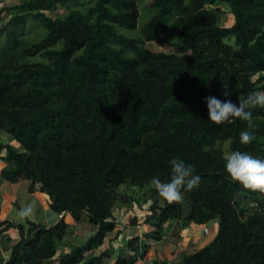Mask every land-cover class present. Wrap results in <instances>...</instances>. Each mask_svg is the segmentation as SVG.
Here are the masks:
<instances>
[{"label": "trees", "instance_id": "16d2710c", "mask_svg": "<svg viewBox=\"0 0 264 264\" xmlns=\"http://www.w3.org/2000/svg\"><path fill=\"white\" fill-rule=\"evenodd\" d=\"M70 4L65 14H47ZM223 4L234 15L230 27L218 24ZM149 8L136 38L118 29H138V0H24L0 9L9 17L18 12L0 28V39L7 37L0 49V132L21 146L16 151L0 139V152L7 150L1 179L39 184L53 212L77 223L87 216L96 228L56 264H107L110 250L93 251L115 231L114 209L134 202L119 189L147 188L157 176L168 181L169 161L178 156L201 182L179 203L160 204L149 189L145 224L152 231L144 238L160 243L170 221L218 219L216 238L181 264H264V193L232 180L221 147L230 141L231 151L264 159V108L250 109L252 127L238 118L217 125L205 100H225V85L234 103L264 91V0H153ZM30 20L44 29L40 41L27 43L16 32ZM169 35L177 37L169 52L146 47ZM232 38L235 46L225 42ZM242 131L254 135L250 144H241ZM12 228L19 241L0 264H45L69 225L64 218L51 227L0 222V241ZM145 251L133 238L114 264H137Z\"/></svg>", "mask_w": 264, "mask_h": 264}, {"label": "crops", "instance_id": "0c3cea01", "mask_svg": "<svg viewBox=\"0 0 264 264\" xmlns=\"http://www.w3.org/2000/svg\"><path fill=\"white\" fill-rule=\"evenodd\" d=\"M3 134V138L7 141L6 144L16 151H21L19 143L5 133ZM6 155V149L0 152V174L7 166V163L2 159ZM152 202L153 198L146 197L142 201H134L131 204L122 205L119 208L116 207L114 209V218L117 222V227L114 232L108 234L103 246L93 251V254L98 256L102 252L110 250V256L106 259V263L114 264L117 257L125 250L128 242L133 238H140L143 249L146 251L137 264H155L157 262L181 264L187 255L205 247L216 238L219 230L218 219L205 225L191 224L189 226H184L177 221H170L164 227L165 236L163 241L156 244L152 239H145L144 236L152 231L151 227L145 224ZM28 203H35L38 213L34 214L31 219H21L17 213L22 206ZM62 218L68 223V233L70 234L68 236L67 233L65 239L60 243L56 256L52 260L46 261L45 264L47 262L56 264L59 259H56L58 255L69 254L78 247L73 244L74 239L81 237L84 240L86 238L84 234L90 235L91 230L92 233H96V228L90 224L87 216H83L81 221L77 223L70 214L59 215L53 212L50 207L49 196L42 191L39 184L34 185L30 181L9 183L2 180L0 176V222H10L16 225H27L28 222H34L51 227L56 225ZM134 220L137 221L136 225H131ZM80 226H82L81 229ZM11 230L17 233L13 245H10L11 238L9 234ZM18 241L19 232L16 228H12L5 233L0 241V262L9 259L11 249Z\"/></svg>", "mask_w": 264, "mask_h": 264}, {"label": "clouds", "instance_id": "9594fccd", "mask_svg": "<svg viewBox=\"0 0 264 264\" xmlns=\"http://www.w3.org/2000/svg\"><path fill=\"white\" fill-rule=\"evenodd\" d=\"M223 95L225 100H220L214 96L205 98L209 120L217 125L229 121L231 118H238L248 121L252 127L253 113L250 109L256 106L264 108V91L250 92L246 98L239 97L238 103H234L230 97L232 95L228 86L225 85ZM254 135L248 131L240 134L241 144H250ZM225 167L232 180L243 185L244 188L254 192L264 193V159L256 158L252 154L241 151L225 153ZM171 165V176L168 181H162L158 176L151 179V184L155 187L159 196L169 203H179L183 200V192L191 191L201 182V177L195 174L192 165L187 164L183 159L172 157L169 161ZM35 203H28L18 211L21 219H31L35 214Z\"/></svg>", "mask_w": 264, "mask_h": 264}, {"label": "rangeland", "instance_id": "374dc122", "mask_svg": "<svg viewBox=\"0 0 264 264\" xmlns=\"http://www.w3.org/2000/svg\"><path fill=\"white\" fill-rule=\"evenodd\" d=\"M23 1L24 0L3 1L2 3H0V9H2L4 7L11 8V7L23 2ZM83 1L84 0H82V2ZM138 1H139V6H140V18H139V22H138V29H136V30H127V29H121V28L118 29L120 34L127 36L129 38L138 37L140 35V29L149 21V19L151 17V11H150L149 7H150V4L153 2V0H138ZM72 7H73V4H70V5H68L67 8H60L58 13H56V14L51 13V12H48L47 14L50 16H55L57 14H65L68 11V9H70ZM80 9L85 11L88 8L81 6ZM220 9L222 11V14H221V17L218 19V24L220 26H223V27L232 26L234 23V15L232 13V9L226 4L220 5ZM17 13L18 12L14 11V12H11L10 15L13 16ZM11 16L10 17H9V15L6 16L5 13L0 14V28H2L5 24H7L9 22ZM16 32L18 34H22L21 35L22 40H24L27 43H33V42L40 41L44 35V29L42 28V26L38 23L31 21V20L28 21L27 25L24 28L19 27L18 29H16ZM168 42H170V43L177 42V37L169 35V36L163 37L162 39H160L154 43L147 44L146 47L148 49L153 50V51L169 52ZM225 42L227 44L235 46V40L233 38L232 39H226ZM6 46H7V37L4 36L0 39V49L4 48ZM127 56L132 58V57H135V54L127 53ZM39 60H41L40 57L33 59V61H39ZM0 64H1V62H0ZM3 135L4 134L0 132V139L2 140V142L7 143V141L3 138ZM7 136H9V135H7ZM221 147L224 151V154L232 152L230 149V141L223 143L221 145ZM152 187H154V186L150 185L147 188L140 189V188L135 187V186L128 187V186L124 185L119 189V192L122 194L128 195L134 201H142L146 197L152 198V195L149 193V189H151ZM146 191H148V192H146ZM158 201L160 202V204L164 203V199L160 196H158ZM120 206H122V205H118L117 208H119ZM37 213H38L37 210H35V214H37ZM81 228H82V226H80V229ZM90 233H91L90 235L87 234L88 236L86 234H84L85 235L84 237H86L84 240L81 237L74 239L73 244H76V246L83 245V243L86 240L90 239L92 236L95 235V232L92 233V230L90 231ZM69 234L70 233H68V236H69ZM16 236H17V233L15 231L11 230V232L9 234V237L11 238V240L9 238L10 245H13V243L16 240ZM58 258H60V255H58L56 257V259H58ZM46 264H53V263L47 262Z\"/></svg>", "mask_w": 264, "mask_h": 264}, {"label": "built area", "instance_id": "2783aa9c", "mask_svg": "<svg viewBox=\"0 0 264 264\" xmlns=\"http://www.w3.org/2000/svg\"><path fill=\"white\" fill-rule=\"evenodd\" d=\"M154 242H155L156 244L159 243V242H157V241H154Z\"/></svg>", "mask_w": 264, "mask_h": 264}]
</instances>
